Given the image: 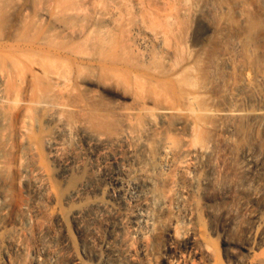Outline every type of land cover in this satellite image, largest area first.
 I'll list each match as a JSON object with an SVG mask.
<instances>
[{
    "label": "bare ground",
    "instance_id": "obj_1",
    "mask_svg": "<svg viewBox=\"0 0 264 264\" xmlns=\"http://www.w3.org/2000/svg\"><path fill=\"white\" fill-rule=\"evenodd\" d=\"M199 214L251 264L264 0H0V264H209Z\"/></svg>",
    "mask_w": 264,
    "mask_h": 264
},
{
    "label": "rangeland",
    "instance_id": "obj_2",
    "mask_svg": "<svg viewBox=\"0 0 264 264\" xmlns=\"http://www.w3.org/2000/svg\"><path fill=\"white\" fill-rule=\"evenodd\" d=\"M208 30L207 25L202 22L199 21L195 24V28H194V34L195 37H200L203 36ZM200 209L198 210L199 213ZM198 222H197V227H198V233L201 234L202 238H201V246L205 247L207 249H209L210 254H208L209 256L206 257V261L209 264H220L223 262V257L221 255L220 249H219V243L217 238L213 237L211 238L205 231V226L202 220L201 215L199 214L198 216ZM59 238L64 237V232L57 230ZM232 237L235 240H244L245 236L243 234L242 231H236L235 233H233ZM163 242L159 243V245L157 244L155 247L156 250V254H159L158 252H162L163 251ZM174 247L172 248V258L174 260H179V262L182 264L184 263V260L189 259L190 258H195L193 261L195 263L199 262V255H192L191 252V248L188 246L189 244L186 241V238L180 237L177 240H175L174 242ZM165 252V251H164ZM249 260L251 261V264H264V245L255 250L254 253H251L249 256ZM86 264H90L88 261L86 262ZM200 264V263H199Z\"/></svg>",
    "mask_w": 264,
    "mask_h": 264
}]
</instances>
